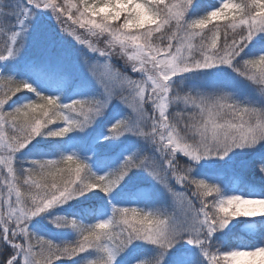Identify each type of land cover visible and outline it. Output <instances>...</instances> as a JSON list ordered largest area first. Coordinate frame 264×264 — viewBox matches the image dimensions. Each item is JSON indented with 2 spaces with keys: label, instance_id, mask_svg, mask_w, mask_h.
I'll return each mask as SVG.
<instances>
[{
  "label": "snow or ice",
  "instance_id": "obj_1",
  "mask_svg": "<svg viewBox=\"0 0 264 264\" xmlns=\"http://www.w3.org/2000/svg\"><path fill=\"white\" fill-rule=\"evenodd\" d=\"M241 159L264 179V0H0V264H264Z\"/></svg>",
  "mask_w": 264,
  "mask_h": 264
},
{
  "label": "rangeland",
  "instance_id": "obj_2",
  "mask_svg": "<svg viewBox=\"0 0 264 264\" xmlns=\"http://www.w3.org/2000/svg\"><path fill=\"white\" fill-rule=\"evenodd\" d=\"M237 2H239V0H237ZM121 20H122V18H121ZM119 22L120 21H117L116 23H119ZM43 54H45V46L43 44L34 43L32 48L30 49V55L33 56V57H39V56H41ZM48 54L52 55L53 57H56L59 54H63V64L66 67V69L74 77H79L82 74V70L80 69L79 64H78V57H77L74 49L67 48V47H62L59 44H57L56 48L53 49V50H50ZM117 62H119L121 64V66H122L123 61H117V59H116V63ZM185 159L186 158H184L182 156V154H180L178 156V161H179V163L181 165H183ZM246 168H247V162L245 160L241 159L234 166H232V167H230L228 169H225L224 170V174H226L228 172L232 173V174H234L236 172H244L246 170ZM263 181H264V179H263ZM232 185H235V186L239 187V185L237 183V179H236V183L232 184ZM256 191L260 192L261 189H257ZM238 219L246 220L248 222H254V221H258V220L264 219V218H262V217H254V218H238ZM258 228L259 227H257L255 232L253 233V232H249L245 228L244 225H240L239 228L236 231V235L239 236L241 239H247V237H249L250 239H253V238L259 236V234L257 236H255V233L258 231Z\"/></svg>",
  "mask_w": 264,
  "mask_h": 264
},
{
  "label": "trees",
  "instance_id": "obj_3",
  "mask_svg": "<svg viewBox=\"0 0 264 264\" xmlns=\"http://www.w3.org/2000/svg\"><path fill=\"white\" fill-rule=\"evenodd\" d=\"M209 1L211 2V0H209ZM117 61H121V60H119L117 58ZM117 63L119 65H121L119 62H117ZM13 99H15V97H13ZM8 103H11V101H9ZM6 107H7V105H6ZM224 179L229 184H234L235 180L237 179V181L239 182V186L241 188L244 187L245 185H254L256 190L257 189L264 190L263 179L261 178V176L259 174L254 172L248 166L244 172H236L234 174L228 172V173L224 174ZM260 232H261V229L258 228V231L255 233V236L260 234ZM247 239H250V238L247 237ZM57 264H71V261L66 259L64 261L57 262Z\"/></svg>",
  "mask_w": 264,
  "mask_h": 264
}]
</instances>
